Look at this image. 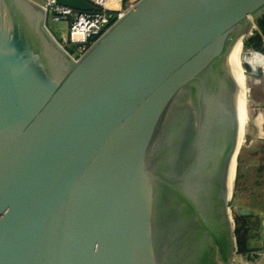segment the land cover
<instances>
[{"label":"water","instance_id":"95a60500","mask_svg":"<svg viewBox=\"0 0 264 264\" xmlns=\"http://www.w3.org/2000/svg\"><path fill=\"white\" fill-rule=\"evenodd\" d=\"M47 13L0 0V264H234L228 55L264 0H139L77 59Z\"/></svg>","mask_w":264,"mask_h":264},{"label":"rangeland","instance_id":"374dc122","mask_svg":"<svg viewBox=\"0 0 264 264\" xmlns=\"http://www.w3.org/2000/svg\"><path fill=\"white\" fill-rule=\"evenodd\" d=\"M46 6L48 0H36ZM46 24L55 37L73 52L76 48L68 43L70 24L68 20H57L52 12L47 13ZM257 26L254 28V30ZM253 30V31H254ZM253 34V33H252ZM251 34V35H252ZM249 35V36H251ZM245 42V40H244ZM252 49L240 47L241 65L246 82L247 121L245 123L239 151L235 155L230 177L229 206L237 227V215H247L250 251L257 250L253 241L261 238V216L264 215V69L256 65ZM251 211L252 213H248ZM237 237V234H236ZM253 237H255L253 239ZM236 252L233 263L246 264L245 253ZM262 254V253H261ZM252 264H264L256 255Z\"/></svg>","mask_w":264,"mask_h":264},{"label":"built area","instance_id":"2783aa9c","mask_svg":"<svg viewBox=\"0 0 264 264\" xmlns=\"http://www.w3.org/2000/svg\"><path fill=\"white\" fill-rule=\"evenodd\" d=\"M95 5L94 10L81 11L68 6L60 5L55 0H48L46 8L52 12L57 20H68L70 24L68 43L76 48L75 55L80 57L110 26L116 19L120 18L126 10L134 6L139 0H89ZM264 42V34H263ZM255 63L264 69V52L253 50Z\"/></svg>","mask_w":264,"mask_h":264},{"label":"bare ground","instance_id":"6f19581e","mask_svg":"<svg viewBox=\"0 0 264 264\" xmlns=\"http://www.w3.org/2000/svg\"><path fill=\"white\" fill-rule=\"evenodd\" d=\"M243 46V38H240L233 48L231 49L228 55V68L230 70V74L234 80V83L237 87V103H238V120H239V132H238V144L236 148V152L232 158L231 166H230V177L232 172V165L235 159V155L240 148V143L242 139V133L247 121V98H246V82L245 76L241 65V55H240V47ZM230 180V179H229Z\"/></svg>","mask_w":264,"mask_h":264},{"label":"trees","instance_id":"16d2710c","mask_svg":"<svg viewBox=\"0 0 264 264\" xmlns=\"http://www.w3.org/2000/svg\"><path fill=\"white\" fill-rule=\"evenodd\" d=\"M257 28L253 31V34L245 39L244 46L247 49L257 50L264 52V42H263V34H264V14L256 20ZM247 215H237L236 222V234L239 245V251L241 253H248L251 248L249 247V230L247 229V223H245V219H247Z\"/></svg>","mask_w":264,"mask_h":264},{"label":"crops","instance_id":"0c3cea01","mask_svg":"<svg viewBox=\"0 0 264 264\" xmlns=\"http://www.w3.org/2000/svg\"><path fill=\"white\" fill-rule=\"evenodd\" d=\"M255 237H253L254 239ZM259 239H261L259 237ZM256 255H259L260 258H262L264 260V253H259L257 250H253V251H249L248 253H245V258H246V264H252L254 260V257Z\"/></svg>","mask_w":264,"mask_h":264}]
</instances>
